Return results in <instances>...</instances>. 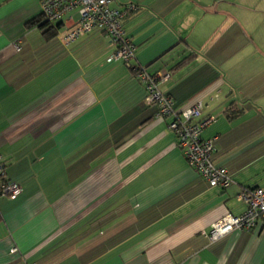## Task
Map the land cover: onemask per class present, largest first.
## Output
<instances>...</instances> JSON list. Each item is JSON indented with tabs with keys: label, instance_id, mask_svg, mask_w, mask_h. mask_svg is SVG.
I'll use <instances>...</instances> for the list:
<instances>
[{
	"label": "crops",
	"instance_id": "1",
	"mask_svg": "<svg viewBox=\"0 0 264 264\" xmlns=\"http://www.w3.org/2000/svg\"><path fill=\"white\" fill-rule=\"evenodd\" d=\"M110 6L135 7L130 63L110 60L101 31L65 45L76 11L49 39L29 26L42 0H0V156L23 188L0 197V264H264V222L210 239L246 210L241 191L264 189V0ZM142 67L170 73L161 91L176 111L201 100L215 117L201 136L216 139L229 188L188 164L172 119L146 102Z\"/></svg>",
	"mask_w": 264,
	"mask_h": 264
},
{
	"label": "built area",
	"instance_id": "2",
	"mask_svg": "<svg viewBox=\"0 0 264 264\" xmlns=\"http://www.w3.org/2000/svg\"><path fill=\"white\" fill-rule=\"evenodd\" d=\"M111 0H42V14L51 23H64L65 16L73 11L78 13L77 23L63 37L65 45H71L81 36L92 31H102L117 47L110 60L130 63L136 57L135 45L123 27L125 17L134 6L123 9L112 8ZM19 50V43L14 44ZM137 79L147 90L146 102L158 107L157 118H171L170 129L176 134L179 149L188 164L213 188L227 189L233 183L229 170L215 163L216 139L204 140L202 132L214 121V116H203L204 103L196 101L183 111H176L173 100L164 95L159 86L170 79V73L159 72L152 76L145 70L137 69ZM23 188L6 177V164L0 156V197L16 199ZM246 205L239 216L226 214L212 226L210 239L215 242L233 231H251L264 222V189L248 188L238 195ZM12 249V253L16 252Z\"/></svg>",
	"mask_w": 264,
	"mask_h": 264
},
{
	"label": "trees",
	"instance_id": "3",
	"mask_svg": "<svg viewBox=\"0 0 264 264\" xmlns=\"http://www.w3.org/2000/svg\"><path fill=\"white\" fill-rule=\"evenodd\" d=\"M121 9H123V8H121ZM133 11H135V10H133ZM133 11H131L126 17H125V19H127L132 13H133ZM125 19H124V21H125ZM62 23H59V25H56V23H51V22H49L48 20H46V18L44 17V15L42 14V16L40 17V18H36V19H33L31 22H29V26L31 25V26H38V27H41V29L42 30H44V33H45V35L47 36V38H56V37H58V35H59V32H60V29H61V27H62V25H61ZM123 27H124V22H123ZM125 29V28H124ZM92 32H94V31H92ZM102 32V31H101ZM91 33V32H90ZM88 34V33H87ZM107 36V35H106ZM108 38V37H107ZM112 44V43H111ZM116 47V46H115ZM116 51H117V47H116ZM115 51V52H116ZM115 54V53H114ZM113 54V55H114ZM193 58V55H191L190 57H188L184 62L185 63H187V62H189L191 59ZM140 70H145L146 71V69L145 68H139ZM137 71V70H136ZM136 71H135V73H136ZM147 72V71H146ZM148 73V72H147ZM159 73V72H158ZM150 74V73H149ZM157 74V73H156ZM156 74H150V75H152V76H154V75H156ZM142 83V82H141ZM143 84V83H142ZM144 85V84H143ZM162 85V84H161ZM161 85L159 86V89H160V91H161ZM145 86V85H144ZM145 88H146V86H145ZM146 90H147V88H146ZM162 92V91H161ZM163 93V92H162ZM147 94H148V90H147ZM164 94V93H163ZM165 95V94H164ZM169 97V96H168ZM173 103H174V101H173ZM149 106H156V105H149ZM157 113H158V107H157ZM213 159H214V157H213ZM209 185V184H208ZM210 186V185H209ZM211 187V186H210Z\"/></svg>",
	"mask_w": 264,
	"mask_h": 264
}]
</instances>
